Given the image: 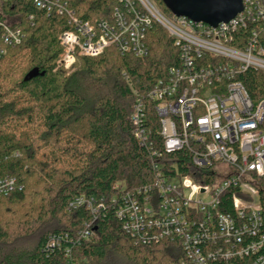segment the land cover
Listing matches in <instances>:
<instances>
[{
    "label": "trees",
    "instance_id": "obj_1",
    "mask_svg": "<svg viewBox=\"0 0 264 264\" xmlns=\"http://www.w3.org/2000/svg\"><path fill=\"white\" fill-rule=\"evenodd\" d=\"M155 2L173 15L165 0ZM20 3L14 1L19 9L10 21L25 36L0 58V176L18 181L0 198V264H70L68 250L71 264H179L185 256L179 241L138 242L111 202L154 182V157L139 144L131 117L141 97L160 147V121L148 93L178 61L174 38L155 21L147 30V56L111 45L65 68L58 57L59 37L72 28L67 17ZM116 5L118 0H72L79 16L92 21L110 16ZM34 68L39 75L26 79ZM242 78L251 94H264V71L249 70ZM160 161L178 163L180 172L198 179L185 151ZM80 196L105 199L108 206L88 239L79 233L94 215L84 205L72 206Z\"/></svg>",
    "mask_w": 264,
    "mask_h": 264
},
{
    "label": "built area",
    "instance_id": "obj_2",
    "mask_svg": "<svg viewBox=\"0 0 264 264\" xmlns=\"http://www.w3.org/2000/svg\"><path fill=\"white\" fill-rule=\"evenodd\" d=\"M14 1L0 0V58L25 36L10 21V13L19 9ZM20 2L67 17L72 28L59 37L58 57L65 68L111 45L147 56L153 23L169 31L178 61L148 93L160 121L161 146L141 97L131 117L139 144L154 157L155 179L114 196L115 213L138 242L179 241L185 255L179 264H264V94H251L242 78L249 70L264 71V0H244L241 12L218 25L174 13L168 17L155 0H118L110 16L95 21L79 16L72 0ZM184 151L198 179L180 172L178 163L160 161ZM17 187L16 177L0 176V198ZM82 205L94 215L79 233L88 239L108 206L97 197L72 202ZM68 257L71 264V250Z\"/></svg>",
    "mask_w": 264,
    "mask_h": 264
},
{
    "label": "water",
    "instance_id": "obj_3",
    "mask_svg": "<svg viewBox=\"0 0 264 264\" xmlns=\"http://www.w3.org/2000/svg\"><path fill=\"white\" fill-rule=\"evenodd\" d=\"M177 16H187L212 25L234 18L244 8V0H165ZM44 74V73H42ZM39 75V69H32L26 79Z\"/></svg>",
    "mask_w": 264,
    "mask_h": 264
},
{
    "label": "rangeland",
    "instance_id": "obj_4",
    "mask_svg": "<svg viewBox=\"0 0 264 264\" xmlns=\"http://www.w3.org/2000/svg\"><path fill=\"white\" fill-rule=\"evenodd\" d=\"M157 6H159V5H157ZM159 8L163 11L162 7L159 6ZM163 13H164L165 15H167L168 17L171 16L170 14L166 13V11H165V12L163 11Z\"/></svg>",
    "mask_w": 264,
    "mask_h": 264
}]
</instances>
